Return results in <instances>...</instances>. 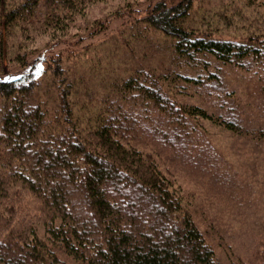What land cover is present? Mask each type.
Here are the masks:
<instances>
[{"label":"trees","instance_id":"trees-1","mask_svg":"<svg viewBox=\"0 0 264 264\" xmlns=\"http://www.w3.org/2000/svg\"><path fill=\"white\" fill-rule=\"evenodd\" d=\"M98 1L0 0L1 70L8 38L24 41L8 55L24 69L0 77V264H264V213L252 238L236 237L209 196L183 184L170 165L177 153L168 164L160 157L164 149L145 140L175 152L191 135L184 127L192 120L243 135L239 120L193 101L174 103L153 79L158 73L139 71L100 92L62 63L66 49L46 59ZM193 1L155 0L143 16L169 38L167 49L178 59L168 63L164 80L184 94L216 80L207 57L264 74V31L233 38L200 30L191 17L188 23ZM43 37L50 42L37 53L32 46ZM45 74L56 81L54 108L42 100ZM261 204L264 210V196Z\"/></svg>","mask_w":264,"mask_h":264},{"label":"rangeland","instance_id":"rangeland-1","mask_svg":"<svg viewBox=\"0 0 264 264\" xmlns=\"http://www.w3.org/2000/svg\"><path fill=\"white\" fill-rule=\"evenodd\" d=\"M153 1H98L85 17L76 21L71 29L73 36L66 43L47 50L46 59L56 57L59 54L58 51L54 52L56 49H66L62 63L72 70L77 69L85 78L83 85L97 91L113 80L137 76L139 71L149 76L158 73L153 79L160 80L163 93L174 103L193 101L214 114L237 122L239 120L243 135L231 133L208 120H192L184 127L193 130L191 135L175 152L159 147L163 144L150 136L145 140L152 147L164 149L160 157L165 158L167 163L168 158L173 159L174 153H177V164L170 165L175 166L183 184L202 198L209 196L210 208L219 211L221 222L227 221L233 227L235 236L239 235L246 241V236L249 239L255 235L254 225L261 222V213H264L261 204V197L264 196V141L260 140L259 135V130H264V74L256 72L254 68L244 70L234 65L221 66L213 58L207 57L211 63L208 69L216 75L212 77L216 80L204 79L201 86L188 87L186 94L181 93L174 83L168 84L164 80L168 75V63L174 64V60H178L167 49L169 38L148 27L142 20L147 6ZM190 17L193 19L191 25L200 30H216V34L221 36L247 38L264 31V4L247 6L244 0H194L189 24ZM96 24L99 25L96 27ZM46 38L35 40L32 47L38 49L37 53L45 51L42 46L50 42ZM8 39L11 47L3 59L0 77L14 75L24 69L12 57L8 58L10 53L17 52V45L22 40L15 36ZM26 43L31 46L33 42ZM43 78L40 87L45 89L48 84V92L42 100L49 99L48 104L54 108L57 99L52 84L55 87L56 81L49 74ZM150 114L153 120L156 117L163 120L162 114L160 118L157 114ZM141 124L148 128L156 127L145 119L141 120ZM255 189L259 192H253ZM2 214L6 216L5 212Z\"/></svg>","mask_w":264,"mask_h":264}]
</instances>
